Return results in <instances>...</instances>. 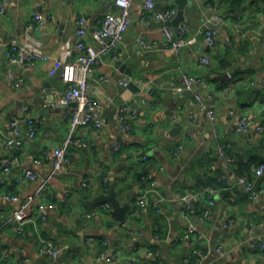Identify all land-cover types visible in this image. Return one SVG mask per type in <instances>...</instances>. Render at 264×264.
I'll return each mask as SVG.
<instances>
[{
	"label": "crops",
	"instance_id": "0c3cea01",
	"mask_svg": "<svg viewBox=\"0 0 264 264\" xmlns=\"http://www.w3.org/2000/svg\"><path fill=\"white\" fill-rule=\"evenodd\" d=\"M155 1L161 8L178 10L171 0ZM113 3L11 0L6 12L0 14V41H26L48 56L31 64H11L0 56V161L17 156L20 162L13 169L20 182L0 184V264H264V175H255L257 164L264 163V0H191L184 9L187 19L180 25L187 26L185 37L193 43L180 53L167 45L160 22L142 19L143 1L133 0V22L119 44L121 52L116 51L119 58L123 53L133 68L132 79L144 85L132 98L138 103L139 115L128 134L115 111L122 104L130 107L127 101L120 103L126 87L118 81L131 77L111 63L112 54L89 75L92 94L101 89L102 98L106 94L114 98L104 107L102 133L92 126H71L69 109L74 105L64 99L67 84L58 67L60 61L76 59L79 17L87 18L86 40L92 41ZM207 3L223 16L212 47L201 32ZM35 12L44 20L29 29ZM140 38L148 45H142ZM201 56H207L211 64L203 63ZM9 72L22 78L19 88L12 87ZM183 73L201 79L190 95L176 90ZM225 73L229 76L222 80L215 77ZM103 76L112 79L102 81ZM47 81L53 89L49 95L52 101L44 87ZM195 92L202 94L207 109L200 106ZM25 105L30 106L28 114L22 111ZM208 109L216 114L217 135ZM29 114L38 121L36 137L21 148H7L11 122L25 125ZM242 114L259 122L263 131L238 133L236 125ZM176 123L180 131L172 133ZM69 136L71 161L65 168L54 172L50 161L34 163L43 149L61 146ZM117 140L123 145L115 152ZM179 144L184 148L176 156ZM218 144L232 156L227 152L219 156ZM144 154L147 161L139 159ZM26 167L38 172L37 180L22 177ZM144 167L151 179L139 177ZM106 174L110 185L116 184L121 202L135 191L132 209L123 221L115 219L111 207L102 210L105 203L91 206L97 196L109 192L110 186L104 188ZM241 176L263 188L258 198L248 197ZM46 179L49 184L40 201L54 202L56 207L45 222L28 221L24 231L18 232L12 216L17 203L3 200L1 193L10 189L24 197ZM84 179L89 180V186L82 185ZM207 187L214 189V204L203 198L196 211L185 217L178 197ZM143 193L147 196L144 207L137 202ZM190 222L204 234L202 242L188 233ZM40 235L65 249L57 257L42 254ZM195 248L203 254L194 253ZM5 250L11 251L5 255Z\"/></svg>",
	"mask_w": 264,
	"mask_h": 264
},
{
	"label": "built area",
	"instance_id": "2783aa9c",
	"mask_svg": "<svg viewBox=\"0 0 264 264\" xmlns=\"http://www.w3.org/2000/svg\"><path fill=\"white\" fill-rule=\"evenodd\" d=\"M11 0H0V14H4L7 6ZM143 9L141 17L148 22L158 21L162 24V31L166 38L169 48L177 53L185 47L193 43V39H187L186 33L188 31L186 25H179L178 31L175 32L170 23L177 14V9L174 7L161 8L156 4L155 0H142ZM133 0H114L111 11L105 14L99 26L93 33V40L87 41L88 35L87 18L82 16L78 19V27L76 30V43L75 47L78 50L76 59L72 62L58 63V67L63 70V80L67 84L65 92V100L75 101L76 105L69 109V120L71 126H92L98 133L105 131V119L103 110L107 104L113 103L114 98L110 94H106L102 98V90L94 94L90 91L91 80L89 78L93 69L103 62L105 56L112 54L114 60H118L119 56L116 51L119 44L123 41L126 32L130 29L133 22L132 13ZM204 18L201 27V32L204 40L209 47L215 45L217 35L219 33L220 25L223 23V16L220 12L207 3L203 9ZM44 17L41 13L35 12L33 15V22L29 24L28 28L32 29L38 24L43 22ZM142 45L147 46L148 42L140 38ZM5 56L11 64H31L38 60H47L48 56L39 48L30 46L26 41L12 39L8 42L0 41V56ZM201 61L207 65L211 64L207 56H201ZM9 77L12 82V87L19 88L22 84V78L13 72H9ZM110 76H103L100 78L102 81H111ZM121 86L126 87L128 79L123 78L118 81ZM201 79L187 73H183L177 86L178 92L184 90H193L200 85ZM264 88V81H263ZM195 98L199 101L202 108L207 109L203 103L202 94L195 92ZM22 111L26 114L30 112V106L25 105ZM209 117L213 123L214 132L217 135V128L215 126L216 114L214 110L208 109ZM233 113V111H231ZM138 110L130 108L126 104H122L116 108L115 116L125 133H130L133 130L134 122L138 118ZM38 121L32 116L28 115L25 125L19 121L14 120L11 122L8 136L6 138V146L9 149L21 148L27 141L33 140L37 135ZM236 131L242 134H249L252 131L262 132L263 126L255 119L249 118L247 115L242 114L238 117ZM72 143V138L69 136L63 145L54 148H45L35 158L36 165H42L46 161H50L53 171H61L71 161V152L69 150ZM123 143L117 140L113 146V150L118 152L122 148ZM184 148L183 144H179L175 155L178 156ZM217 153L219 156H225V149L222 145L218 144ZM141 161H147L148 155L144 154L139 158ZM19 158L13 156L10 158H3L0 161V184L6 186L9 181L16 183L20 182V177L13 176V169L18 165ZM255 175L257 177L264 175V163H259L255 167ZM22 177L27 180H37L38 172L30 167L24 168ZM151 179V175L146 176ZM240 182L245 185L248 197L250 199L258 198L263 188L257 187L254 180L248 179L246 176L239 178ZM104 188L108 190L110 178L108 174L103 177ZM49 179L39 183L35 192L26 194L24 197L17 192L3 191L1 198L8 202L17 203V207L13 210V219L16 221L17 231L22 233L25 224L28 221L45 222L48 218L50 210L56 207L54 202H41L40 197L45 195ZM83 186H89L88 179H84ZM148 192V190H147ZM208 200L209 205L214 204L215 193L214 189L207 187L196 191H188L178 197V201L183 205V214L185 217H190L196 211L197 204L203 199ZM66 201V198H63ZM138 205L144 207L147 205V196L145 193L138 197ZM36 207V209H35ZM109 202L102 205L101 209L105 210L110 208ZM90 214H88L89 216ZM124 225L126 222L124 221ZM187 231L197 237L198 242H202L204 234L197 230L195 224L189 223ZM91 240L92 238H88ZM40 252L49 257H57L65 249V246L59 245L50 239L40 235ZM264 248V244H262ZM222 253V249H217ZM11 250H5L4 254L8 255ZM194 253L202 255V251L198 248L194 249ZM105 254L102 253L100 258L104 259Z\"/></svg>",
	"mask_w": 264,
	"mask_h": 264
},
{
	"label": "water",
	"instance_id": "95a60500",
	"mask_svg": "<svg viewBox=\"0 0 264 264\" xmlns=\"http://www.w3.org/2000/svg\"><path fill=\"white\" fill-rule=\"evenodd\" d=\"M171 2L176 3L178 6L177 14L173 18V20L171 21V24H173L177 28H179V25L181 24V22H183L187 19L185 16V13H184V9H185V6L187 4H191V0H171ZM118 51L121 52V48H118ZM120 55L121 56L118 60H112L111 63L119 71H121V72L127 74L129 77H131L128 80V84L126 86L125 91L123 92L121 98H119L120 103H124L125 101H127L131 108L137 109L138 103L135 100H133L132 98H133L135 93L141 92L143 90L144 85H143V82L141 80L136 81V80L132 79L133 68L131 66H129L128 63L125 61L123 53ZM228 76H229L228 73L215 75V77L217 79H220V80H222ZM44 87L46 88V93L49 96L53 91V89L50 86V82H48V81L45 82ZM182 93L190 95L193 93V91L187 89V90H184ZM48 98L50 101L53 100V97H51V96H49ZM38 102H39V100L37 101V108L40 107ZM71 103L74 106L76 105L75 101H73ZM179 131H180V126H179V124L176 123L175 128L172 130V133H176ZM134 196H135V191H133L131 194H129L128 199L126 201L121 202V200L117 196V190L115 188V184H111L109 192L108 193H102L99 196H97L95 198V200H93L91 206H95L99 203L109 202L111 205V210H110L111 214L115 217L116 220L123 221L125 218L126 212L131 211V209H132V202L131 201L134 198Z\"/></svg>",
	"mask_w": 264,
	"mask_h": 264
},
{
	"label": "trees",
	"instance_id": "16d2710c",
	"mask_svg": "<svg viewBox=\"0 0 264 264\" xmlns=\"http://www.w3.org/2000/svg\"><path fill=\"white\" fill-rule=\"evenodd\" d=\"M215 70L216 69H214L212 72H215ZM224 147V146H223ZM224 149H225V153L227 152V154L229 155V156H232V154L228 151V149L226 148V147H224ZM237 157H239V156H237ZM259 164V163H258ZM257 164V165H258ZM147 176L148 175V169H147V167L145 168H143V170L141 171V173L139 174V177L141 178V179H143V176ZM147 181V180H146ZM116 185V184H115ZM3 186V185H2ZM109 186H110V183H109ZM108 186V187H109ZM8 192H12V193H14V190H8Z\"/></svg>",
	"mask_w": 264,
	"mask_h": 264
}]
</instances>
